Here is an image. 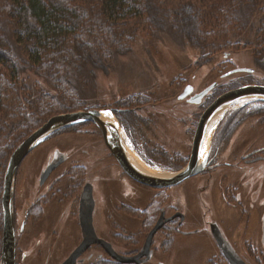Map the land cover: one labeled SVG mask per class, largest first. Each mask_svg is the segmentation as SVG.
Listing matches in <instances>:
<instances>
[{
	"label": "flooded vegetation",
	"instance_id": "af4514ba",
	"mask_svg": "<svg viewBox=\"0 0 264 264\" xmlns=\"http://www.w3.org/2000/svg\"><path fill=\"white\" fill-rule=\"evenodd\" d=\"M227 66L228 59L222 57L215 68ZM239 68L226 70L218 78L213 70L207 71L201 78L209 77L214 81L199 91L196 89L200 86L194 82L197 77L193 75L190 82L183 81L186 84L176 97L172 94L170 100L175 99L186 108L202 106L183 168L192 155L196 130L205 110L227 92L245 86L264 87V79L254 84L233 80L224 85L218 81L227 82L226 77L230 75H225ZM172 86L169 83L161 90L170 94ZM185 89L191 91L180 99ZM206 89L208 91L199 97ZM136 97L134 107L109 109L118 125L115 147L119 152L109 148L96 124L81 122L80 130L71 126L58 132L69 136L65 138L66 146H56L61 149H56L58 153L41 157L40 154L34 156L32 151L20 162L14 175L12 196L15 264H187L179 261V255L192 253L200 242L214 252L211 257L209 252L206 264H229L213 237L214 231L245 264H264V129L253 139L244 132L234 138L236 129L245 126L249 119L257 117V125L264 119V99H252V104L225 116L218 129L211 133L208 150L204 149L208 138V127L205 128L201 153L206 156V164L202 172L177 184L157 186L133 177L123 165L124 160L139 178H172L183 169L175 171L173 166L179 163L177 156L184 153L181 144L188 136L179 137L176 140L179 146L171 153L164 144L149 146L143 137L133 135L131 124L123 122L126 115L141 111L150 103L145 92ZM146 118L157 120L148 115ZM112 125L116 126L114 121ZM212 129L213 126L209 133ZM86 131L95 134L85 135ZM217 143L224 146L223 151L219 152ZM128 146L143 161L139 162L146 170L157 175L135 165L128 156L131 155ZM121 155L125 159L120 158ZM6 166L0 186V255ZM217 167L221 171L220 185L210 188L211 180L201 175ZM35 172L37 180L32 178ZM190 180L193 182H188L182 190L179 188ZM215 210L219 217L215 216Z\"/></svg>",
	"mask_w": 264,
	"mask_h": 264
},
{
	"label": "trees",
	"instance_id": "16d2710c",
	"mask_svg": "<svg viewBox=\"0 0 264 264\" xmlns=\"http://www.w3.org/2000/svg\"><path fill=\"white\" fill-rule=\"evenodd\" d=\"M161 1L0 0V132L24 131L15 147L8 146L9 156L49 118L81 111L77 83L83 69L103 72L120 53L128 54L131 45L124 48L125 42L134 41L136 30L170 27L206 61L210 50L240 27L255 32L252 55L264 59V0H177L180 5L170 12L161 9ZM249 14L258 15L257 27L240 23ZM24 73L41 78L46 87L31 89Z\"/></svg>",
	"mask_w": 264,
	"mask_h": 264
},
{
	"label": "rangeland",
	"instance_id": "374dc122",
	"mask_svg": "<svg viewBox=\"0 0 264 264\" xmlns=\"http://www.w3.org/2000/svg\"><path fill=\"white\" fill-rule=\"evenodd\" d=\"M160 5L161 9L170 12L171 10L177 9V5H180V1L163 0L160 2ZM162 5H165L166 8L162 7ZM171 6L174 7L171 8ZM245 22H247V25L257 27L259 22L258 15L249 14L245 17V19L243 18L240 23L245 24ZM145 23V25H147V23L150 24V21ZM238 28L240 29L239 32H233V30L230 31L226 37L227 43L219 41L218 44L220 46L215 45L214 49L210 50L211 57H208V60L206 61L200 60V58L203 57H200L198 52L196 53L188 42L181 40L177 35H175L170 27L159 29L154 25L145 28L149 31L136 30L134 41L130 42L133 38H129V41L126 40L125 42L124 48L131 45V51L128 54L120 53L116 56L113 64L110 63V65H106V68H102L103 72L97 71L91 66H86L83 69V79L77 83L82 104L81 111L99 108L109 110L111 107L116 106L134 107L137 104H134L133 98L138 96L139 93L145 92L150 103L144 105L143 110L131 113V116L127 117V119L123 122H126L128 125L131 124V127L133 128L130 129L133 135L136 137H143L149 146H159V144H164L171 150V153H173L175 148L179 146L176 140L178 141L179 137H183L182 135L184 134L188 136L186 141L181 144L184 149V153L177 156L179 163L173 166L175 171L183 168L189 155L193 128L198 115L202 110V106H192L190 109L186 108L182 104L176 103L175 99L170 100L173 96L172 94L176 97V95L182 91V87L186 84L184 83L186 79L190 82V78L193 75L197 77L194 82L197 83V86H200L196 89L197 91L209 85L214 80L209 77L202 79L201 76H204V73L211 70H213L216 78H218L220 73L235 67L251 68L255 73L231 74L229 77H226V79H229L227 82L218 80L224 85H228L229 82L233 80H239L240 84H254L257 82L259 83L260 80L264 79V59L260 60L261 57L252 55L256 49V44L253 42L255 32L251 30L244 33L241 31L242 28ZM247 28L248 27L245 29ZM224 54H227L228 57L225 58L223 56ZM222 57L223 59H228L229 66L223 69H216L215 67L220 61H222ZM202 63L205 64L200 66ZM214 75H212V77ZM31 76H33V80L29 82ZM22 79L28 83L31 89L46 87L44 82L41 81V78L31 73H24L22 75ZM169 83L173 84V92L170 94H164L161 88L168 86ZM49 92L52 93V96L54 95L52 88ZM210 96L211 98L215 97L214 93H211ZM182 102L183 101H181V103ZM163 103L165 105H163ZM138 104H140V102H138ZM169 104L170 106H166ZM249 104H252V102H238L234 105L232 104V106L229 105L230 107L227 106L228 108L223 110L216 125H213V129L208 134V138L204 146L205 150H208V142L211 133L218 129L221 120L232 111ZM203 106H206V104ZM147 115L157 118V120L151 121L146 118ZM257 120V117L251 118L245 126L237 128V133L236 131L234 132L236 133L234 138L239 133L244 132L245 136H250V138L253 139L259 132H262V129H264V119L259 121V125L255 123ZM79 125L80 124L76 125L75 130L80 128ZM90 129L91 128L88 130ZM22 130L23 129L17 128L13 131H5L3 134L2 131L0 132L2 134L0 135V186L3 169L9 158L7 148L9 145L15 147L22 140L23 137L20 136L24 132H22ZM81 132L82 131H80V133ZM84 134L94 135L95 133L93 134L86 131ZM128 135L132 136L130 133ZM172 136H175L176 138L172 139ZM66 137L69 136L65 133H58L49 140L47 139L40 146H38V148L33 150V153H35L34 156L40 154L42 157L48 153L49 155H52L53 152L58 153L61 149L56 146H66ZM218 141L219 140L217 139V142ZM217 145L219 147V152L223 151L224 146L220 143H217ZM57 148L59 150H56ZM128 148L129 152L142 163L143 161L133 154L132 149L129 146ZM221 160L224 161L223 159ZM220 173V167H217L216 170L204 173L201 176H208V179L211 180L210 188L218 187L220 185ZM32 178H36L37 180L38 173L35 172ZM188 182L193 181H186V183L181 185L179 188L182 190ZM182 200L183 198L181 197V202ZM215 212V216L219 217V212L216 210ZM213 218L216 219L215 217ZM215 221L218 222L217 219ZM209 252L211 257L212 254H214L212 248L208 245H203V243L200 242L192 253L179 255L178 258L179 261L186 262L187 264H206L207 260L210 258ZM249 258L252 261L251 256H249Z\"/></svg>",
	"mask_w": 264,
	"mask_h": 264
},
{
	"label": "water",
	"instance_id": "95a60500",
	"mask_svg": "<svg viewBox=\"0 0 264 264\" xmlns=\"http://www.w3.org/2000/svg\"><path fill=\"white\" fill-rule=\"evenodd\" d=\"M253 69L250 68H239L237 70L228 72L225 76H229L234 73H251ZM211 86L208 90H210ZM204 90L199 97L203 96L207 91ZM191 91V90H190ZM190 91L185 89V92L181 95L180 99L186 97ZM264 99V87L260 86H245L234 91L227 92L215 100L210 107H208L203 113L197 130L194 141V147L190 160L185 168L180 172L176 173L172 178L169 179H150L148 177L139 178L134 168L130 167L125 159L123 165L130 172V174L140 181L155 184L157 186H165L177 184L185 179L194 176L202 172L206 164V156L204 157L201 153V144L205 128L212 117L222 108L229 105L235 104L237 102L243 101L244 99ZM111 113L108 115L111 120L115 122L116 126L112 125V122L104 119L103 114ZM81 122H92L101 130L102 135L108 144L109 148L113 152H119L118 148L115 147V142L118 140L119 131L117 121L112 114L111 110H96L89 109L86 111H77L72 113L60 114L49 118L41 127L35 130L31 135H29L25 140H23L10 154L6 171L3 179V193H2V211H3V236H2V249L0 255V264H15V239H14V228H13V181L15 172L20 164V162L37 146L46 141L53 134L71 127L77 123ZM136 173L134 174V172ZM161 223L157 225L150 235H152L159 227ZM213 237L221 250V252L226 257L229 264H245L234 252L231 246L220 236L216 231L213 232Z\"/></svg>",
	"mask_w": 264,
	"mask_h": 264
},
{
	"label": "bare ground",
	"instance_id": "6f19581e",
	"mask_svg": "<svg viewBox=\"0 0 264 264\" xmlns=\"http://www.w3.org/2000/svg\"><path fill=\"white\" fill-rule=\"evenodd\" d=\"M250 100H252L251 98H247V99H244L243 101H240V102H244V101H250ZM238 103V102H237ZM227 107H224V108H222V109H220L213 117H212V119L208 122V124H207V135H208V133H209V131H210V129L212 128V126L218 121V119L220 118V116H221V114H222V112H223V110H225ZM103 117H104V119L105 120H107V121H110V122H112V120H111V118L108 116V115H105V114H103ZM79 124V123H78ZM77 124H75V125H73V126H76ZM41 145V144H40ZM39 145V146H40ZM36 148H38V146L36 147ZM35 148V149H36ZM32 152V151H31ZM30 152V153H31ZM129 156V158H130V160L135 164V165H137L139 168H141L142 170H145V171H147V173H151V174H155V175H157L155 172H153V171H148V170H146V168L139 162V160H137L132 154L131 155H128ZM175 175V174H174Z\"/></svg>",
	"mask_w": 264,
	"mask_h": 264
},
{
	"label": "snow or ice",
	"instance_id": "6c2138e0",
	"mask_svg": "<svg viewBox=\"0 0 264 264\" xmlns=\"http://www.w3.org/2000/svg\"><path fill=\"white\" fill-rule=\"evenodd\" d=\"M105 115H111V113H105Z\"/></svg>",
	"mask_w": 264,
	"mask_h": 264
}]
</instances>
